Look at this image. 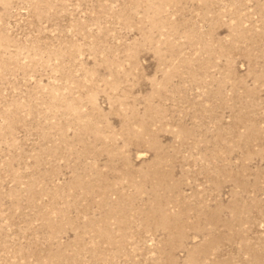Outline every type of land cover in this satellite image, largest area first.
Wrapping results in <instances>:
<instances>
[{
	"label": "rangeland",
	"instance_id": "374dc122",
	"mask_svg": "<svg viewBox=\"0 0 264 264\" xmlns=\"http://www.w3.org/2000/svg\"><path fill=\"white\" fill-rule=\"evenodd\" d=\"M0 264H264V0H0Z\"/></svg>",
	"mask_w": 264,
	"mask_h": 264
}]
</instances>
